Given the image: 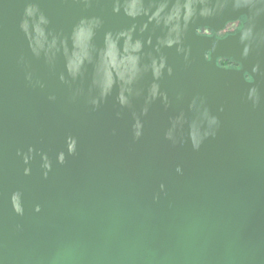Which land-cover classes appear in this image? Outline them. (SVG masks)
<instances>
[{
    "label": "water",
    "instance_id": "water-1",
    "mask_svg": "<svg viewBox=\"0 0 264 264\" xmlns=\"http://www.w3.org/2000/svg\"><path fill=\"white\" fill-rule=\"evenodd\" d=\"M0 264H264V0H0Z\"/></svg>",
    "mask_w": 264,
    "mask_h": 264
},
{
    "label": "flooded vegetation",
    "instance_id": "flooded-vegetation-1",
    "mask_svg": "<svg viewBox=\"0 0 264 264\" xmlns=\"http://www.w3.org/2000/svg\"><path fill=\"white\" fill-rule=\"evenodd\" d=\"M243 23H244L243 19H241L240 21H238L236 23H230L226 26V28L223 32L218 33V34H214V33L210 32L209 30L204 29V30H202L203 31L202 35H206V36L215 35L217 38H225L229 35L237 33L241 29ZM221 67L229 68V69H239L240 68V66L238 64H235L234 62H232L231 64H228L226 66H221Z\"/></svg>",
    "mask_w": 264,
    "mask_h": 264
},
{
    "label": "trees",
    "instance_id": "trees-1",
    "mask_svg": "<svg viewBox=\"0 0 264 264\" xmlns=\"http://www.w3.org/2000/svg\"><path fill=\"white\" fill-rule=\"evenodd\" d=\"M231 63H232L231 60H219L218 61L219 66H226V65L231 64Z\"/></svg>",
    "mask_w": 264,
    "mask_h": 264
},
{
    "label": "clouds",
    "instance_id": "clouds-1",
    "mask_svg": "<svg viewBox=\"0 0 264 264\" xmlns=\"http://www.w3.org/2000/svg\"><path fill=\"white\" fill-rule=\"evenodd\" d=\"M25 27H26V25H25ZM171 43L172 42H169V45H171ZM139 48H140V44L139 43H137L136 44V47H135V50H139ZM163 65H161V67H162ZM155 67V66H154ZM155 74L156 75H159V69H155Z\"/></svg>",
    "mask_w": 264,
    "mask_h": 264
},
{
    "label": "rangeland",
    "instance_id": "rangeland-1",
    "mask_svg": "<svg viewBox=\"0 0 264 264\" xmlns=\"http://www.w3.org/2000/svg\"><path fill=\"white\" fill-rule=\"evenodd\" d=\"M203 30H204V29H203ZM206 30H208V29H206ZM209 31H210V30H209ZM210 32H211V31H210ZM199 33H200V34H202V33H203V31H202V30H200V31H199ZM212 33H213V32H212Z\"/></svg>",
    "mask_w": 264,
    "mask_h": 264
}]
</instances>
